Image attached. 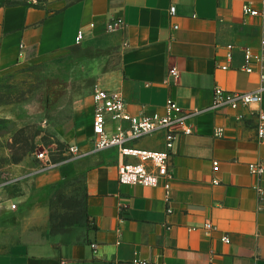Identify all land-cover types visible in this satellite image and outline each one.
<instances>
[{
  "label": "crops",
  "instance_id": "0c3cea01",
  "mask_svg": "<svg viewBox=\"0 0 264 264\" xmlns=\"http://www.w3.org/2000/svg\"><path fill=\"white\" fill-rule=\"evenodd\" d=\"M245 3L264 12V0H0V77L93 47L106 55L86 58L95 89L121 92L129 113H163L168 99L188 111L202 109L217 87L250 92L260 84L259 65L252 72L243 66L244 50L260 48L264 17L245 13ZM117 20L123 25L108 30ZM111 50L116 60L109 64ZM93 107L92 94L74 102L71 117L55 127L61 141L88 148ZM11 109L0 106V119H13ZM189 122L193 133L176 137L171 177L157 187L120 183L116 150L90 158L87 221L66 232L50 234V200L42 195L56 175H40L13 192L3 188L0 264H264V173L250 168L264 166L254 109L209 111ZM32 138L40 145L39 133ZM139 146L165 148L161 135ZM21 166L0 165V181L12 180Z\"/></svg>",
  "mask_w": 264,
  "mask_h": 264
},
{
  "label": "rangeland",
  "instance_id": "374dc122",
  "mask_svg": "<svg viewBox=\"0 0 264 264\" xmlns=\"http://www.w3.org/2000/svg\"><path fill=\"white\" fill-rule=\"evenodd\" d=\"M5 3H25L40 5L53 1L61 4L74 0H2ZM79 49L72 50L65 57L47 64L34 65L16 70L0 77V106H10V120L0 119V165L16 160L22 165L18 178L9 184L11 192L22 189V183L32 181L40 175H56L52 182L42 189L44 199L50 200L51 211L66 213L60 199L74 198L79 201V211L83 213L85 193L84 175L90 166V158L100 152L79 157L58 169H50L41 174L26 176L40 163L35 154L46 149L52 161H60L68 155V147L56 135L55 127L71 117L74 102L91 96L96 80L87 69L88 59ZM109 64L116 60L114 51H108ZM102 56H106L105 52ZM41 135L38 145L32 138ZM61 143V144H59ZM103 152V151H102ZM22 177V178H20ZM11 178V177H10ZM6 180H9L7 178Z\"/></svg>",
  "mask_w": 264,
  "mask_h": 264
},
{
  "label": "built area",
  "instance_id": "2783aa9c",
  "mask_svg": "<svg viewBox=\"0 0 264 264\" xmlns=\"http://www.w3.org/2000/svg\"><path fill=\"white\" fill-rule=\"evenodd\" d=\"M243 10L247 14L261 15L264 12L254 9L251 3H245ZM171 15L175 14V7L170 8ZM123 25L121 20L113 21L108 30L114 31ZM176 27V26H175ZM79 35L78 40H80ZM227 58H232V52L227 53ZM259 65L260 84L257 89L250 92L228 91L217 87L214 90L213 101L207 107L188 111L180 107L174 100L168 99L164 112L141 113L133 115L128 112L127 104L121 92L96 88L92 92L93 119L92 133L87 139L88 148L82 150L77 145H69L68 155L60 161H52L46 149L35 154L40 163L26 176L41 174L50 169H58L64 164L76 158L91 155L106 150H116L120 161L117 163L118 181L122 184L141 185L145 187H157L171 177L169 161L172 156L173 144L180 134L193 133L189 120L197 114L204 112H217L223 109H238L248 107L254 109L257 115V140L264 144V109L262 107L264 96V34L261 38L260 48L244 50V66L247 72L254 71L253 66ZM227 69L228 65L222 66ZM169 73L175 77L178 75L176 68L170 69ZM161 135L164 149L153 150L139 146V142ZM223 135V128H217L214 136ZM217 165V162H214ZM251 172L256 175L264 173L263 165H251ZM22 178V177H20ZM16 179L0 181V191ZM16 204H11L15 209ZM206 229H211L212 224L206 223ZM229 242L228 236L223 237ZM139 264H147L145 261Z\"/></svg>",
  "mask_w": 264,
  "mask_h": 264
},
{
  "label": "trees",
  "instance_id": "16d2710c",
  "mask_svg": "<svg viewBox=\"0 0 264 264\" xmlns=\"http://www.w3.org/2000/svg\"><path fill=\"white\" fill-rule=\"evenodd\" d=\"M7 3V2H6ZM79 49L82 51V56L86 58H95L103 54L102 50L94 49L93 47L88 48H81L76 47L73 49L76 50ZM61 144V143H59ZM14 163H17L16 160L13 161ZM60 202H62V206L64 209L67 210L66 213H59L58 211H52L50 216V234L56 235L63 232L68 231L72 227L76 226L77 224L86 223L87 221V212H86V204L84 200V209L83 213L79 211V201L71 198V199H60Z\"/></svg>",
  "mask_w": 264,
  "mask_h": 264
}]
</instances>
